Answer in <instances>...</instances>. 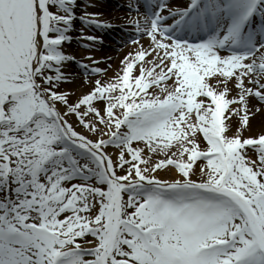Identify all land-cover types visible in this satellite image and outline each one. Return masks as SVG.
<instances>
[{"label": "snow or ice", "instance_id": "1", "mask_svg": "<svg viewBox=\"0 0 264 264\" xmlns=\"http://www.w3.org/2000/svg\"><path fill=\"white\" fill-rule=\"evenodd\" d=\"M105 7L0 0V264H264V0Z\"/></svg>", "mask_w": 264, "mask_h": 264}, {"label": "bare ground", "instance_id": "2", "mask_svg": "<svg viewBox=\"0 0 264 264\" xmlns=\"http://www.w3.org/2000/svg\"><path fill=\"white\" fill-rule=\"evenodd\" d=\"M127 0H110L106 2V7L104 9H102L106 15H108L110 18L115 19L117 17H122L125 15V12L123 9H117L115 7L116 4H124L126 3ZM104 35V44L102 46V50H98L97 52L94 53V55L97 58H101L104 59V63H102L100 66L101 67H107V65L110 63L112 65V69L109 72V75H112L114 72H116L120 66V61L121 59L124 57V55L130 51L133 50V48L135 46H130L128 48H124L122 50L121 48V37L123 35L122 31L120 29H116V30H112L109 33H103ZM144 43H146L147 41H143ZM75 47H77L76 43L74 42V44L72 45V49L74 52H76L77 55H83V54H79L77 53V51H75ZM107 57H111V60H107L105 58ZM76 71V69H75ZM76 87L79 88V83L77 82ZM259 124V120L254 122V125H258ZM254 130L258 131L259 128L256 127ZM247 134V133H246Z\"/></svg>", "mask_w": 264, "mask_h": 264}]
</instances>
